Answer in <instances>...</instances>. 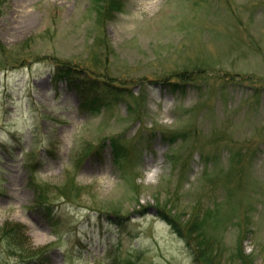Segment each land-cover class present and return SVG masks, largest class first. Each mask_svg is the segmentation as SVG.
Returning a JSON list of instances; mask_svg holds the SVG:
<instances>
[{"label":"rangeland","instance_id":"obj_1","mask_svg":"<svg viewBox=\"0 0 264 264\" xmlns=\"http://www.w3.org/2000/svg\"><path fill=\"white\" fill-rule=\"evenodd\" d=\"M0 42V232L35 264H264V0H0Z\"/></svg>","mask_w":264,"mask_h":264},{"label":"trees","instance_id":"obj_2","mask_svg":"<svg viewBox=\"0 0 264 264\" xmlns=\"http://www.w3.org/2000/svg\"><path fill=\"white\" fill-rule=\"evenodd\" d=\"M4 51L5 50L3 48V45L0 42V55L2 53H4ZM8 60H10L9 61L10 62L9 63L10 68H8L7 70H13V69L21 68V67L31 66L36 62V61H32L33 62L32 63L30 56L9 58ZM79 72H81V71H79L76 68L69 67V66H61L59 64H56V68H55V72L53 74V78H55L56 82H59V81L65 82L69 88L76 89L77 91H79L82 94H85L88 92H91L90 94H99L98 90H92L91 88H87L86 82L83 79L79 78V76H78ZM77 79H79L81 82H76ZM70 182H71V180H70ZM71 188L73 190L71 192H74V195L72 197L69 196V194L66 190V185H64L61 188H55L56 190H53L51 193L55 196L57 195L59 197H63L66 199H70V198H72L73 200L78 199V197H79L78 193H80L81 189L74 184H72ZM41 193L45 194V190H42ZM43 199H47V196H45ZM39 202L40 203L37 205L38 207H43V206L45 207V205L49 204V203H45V205L39 206V205H42L43 202H45V201L39 200ZM114 208L115 207H113V209ZM115 209L117 210V208H115ZM109 210H111V209H109ZM98 212H100V211H98ZM139 212L142 213L141 211H139ZM207 213H210V211H208ZM161 214L170 221L175 232L178 233L182 238H184L186 240L190 249L192 250V254H193L195 261L196 260L199 261L197 256H196V253H195V248H194L195 246L193 245V243H191L189 232L186 231L182 226H180L179 223L177 222V220L174 217H172V215L171 216L166 215V214H164V212H161ZM191 233H192V231H190V234ZM195 233L197 234V232H195ZM19 235H20V231H19L18 227L13 228V229H9V230H2L0 232V239L2 240L1 242L4 244V246H6L5 247L6 250H4V253L8 259L15 256L14 258L17 257L18 261L21 264H35L36 261L45 259L44 249L42 251L41 250H33L32 251V250L26 249L27 248V246H26L27 242L19 239L18 238ZM207 257L209 258V256H207ZM245 261L246 260H244L243 262H245ZM130 263L135 264L132 261ZM209 264H212V260H210Z\"/></svg>","mask_w":264,"mask_h":264},{"label":"bare ground","instance_id":"obj_3","mask_svg":"<svg viewBox=\"0 0 264 264\" xmlns=\"http://www.w3.org/2000/svg\"><path fill=\"white\" fill-rule=\"evenodd\" d=\"M154 171H151V173L149 174L150 176H153L154 175ZM39 241H42V239H40Z\"/></svg>","mask_w":264,"mask_h":264}]
</instances>
